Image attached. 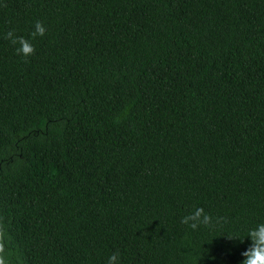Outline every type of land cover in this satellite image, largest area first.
<instances>
[{
	"label": "trees",
	"instance_id": "trees-1",
	"mask_svg": "<svg viewBox=\"0 0 264 264\" xmlns=\"http://www.w3.org/2000/svg\"><path fill=\"white\" fill-rule=\"evenodd\" d=\"M259 222L264 0H0L2 264H241Z\"/></svg>",
	"mask_w": 264,
	"mask_h": 264
},
{
	"label": "clouds",
	"instance_id": "clouds-1",
	"mask_svg": "<svg viewBox=\"0 0 264 264\" xmlns=\"http://www.w3.org/2000/svg\"><path fill=\"white\" fill-rule=\"evenodd\" d=\"M46 29L40 21H37L34 25V30L30 33L32 38L44 35ZM13 45H18L16 48L17 54L28 57L31 56L35 49L31 41L24 36H18L15 34V30H9L5 36ZM222 218H217V222ZM182 224L188 225L192 229L198 228L200 225L206 227L213 224V217L205 212L202 207H197L193 212H190L182 217ZM230 240H239L243 242L245 236H247L251 243L249 247L241 253L244 259L241 264H264V222L256 223L254 227L249 228L247 234L243 237H237L234 235H225ZM2 264V262H0ZM107 264H119V252H113L109 255Z\"/></svg>",
	"mask_w": 264,
	"mask_h": 264
}]
</instances>
